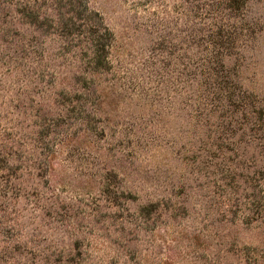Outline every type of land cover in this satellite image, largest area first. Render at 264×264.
<instances>
[{
    "label": "rangeland",
    "instance_id": "rangeland-1",
    "mask_svg": "<svg viewBox=\"0 0 264 264\" xmlns=\"http://www.w3.org/2000/svg\"><path fill=\"white\" fill-rule=\"evenodd\" d=\"M0 264H264V0H0Z\"/></svg>",
    "mask_w": 264,
    "mask_h": 264
}]
</instances>
